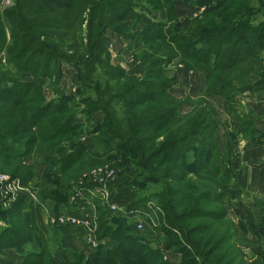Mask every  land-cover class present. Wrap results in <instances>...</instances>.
<instances>
[{"label":"trees","instance_id":"trees-1","mask_svg":"<svg viewBox=\"0 0 264 264\" xmlns=\"http://www.w3.org/2000/svg\"><path fill=\"white\" fill-rule=\"evenodd\" d=\"M195 1L209 3L183 27L173 0H143L162 17L132 30L136 0H11L5 7L0 0L5 61L0 60L5 85L0 87V171L26 184L35 173L26 157L35 148H53L57 158L46 160L49 168L37 185L39 198L57 212L67 205L71 182L81 172L120 159L114 165L135 170L125 187L137 191L148 183L160 185L153 199L164 214L162 228L166 233L175 228L184 239L170 238L183 259L168 262L160 249L144 244L125 217L98 205L95 237H112L115 244L87 257L74 253L70 264H194L196 258L203 264H241L232 240L237 228L224 208L240 190L230 182L228 158L218 161L213 139L218 114L209 98L222 96L224 112L230 113L236 111L239 92L264 88V20L253 21L257 0ZM109 31L128 42L138 73L111 62ZM61 60L76 67L78 88L71 95L57 88ZM178 65L206 73L203 95L194 100L170 94L174 74L168 72ZM13 73L31 78L22 81ZM255 74L256 82L245 81ZM48 82L57 94L49 100L44 91ZM186 103L191 109L184 112ZM97 113L99 121L87 129L96 133L95 148L88 150L79 138L83 124L75 118ZM119 150L125 152L120 158ZM150 197L135 196L127 208H143ZM25 202L4 213L18 212ZM32 217L21 215L16 226L1 230L0 244L22 254L25 246L22 264H60Z\"/></svg>","mask_w":264,"mask_h":264},{"label":"rangeland","instance_id":"rangeland-1","mask_svg":"<svg viewBox=\"0 0 264 264\" xmlns=\"http://www.w3.org/2000/svg\"><path fill=\"white\" fill-rule=\"evenodd\" d=\"M136 1H137L136 9L139 8L141 5H145L147 8H149V6L146 5L143 2V0H136ZM8 5H10V2H8ZM254 5L256 6L255 8L257 9L256 19L254 20V22L256 20H257V22L263 21L264 20V0H257V2H254ZM152 12H154V11L151 10V13ZM158 19H161V18H156L154 20H158ZM136 26H137V24L132 26L131 27V28H133L132 30H134V28H136ZM141 27H138V28H141ZM113 42L114 41H112V43ZM116 48H117L116 45L111 46V52L115 53ZM116 57L119 59L122 58V60L125 62H128V59H129V58H127V56H123L120 54H118ZM0 60L2 63L5 62L3 60V55H1V53H0ZM59 66H60V70H61V77L59 79V83H58L57 88L62 93H65L66 95H71L72 93H75L77 88H78V84L75 81H73V80H75L74 74H76V67L73 64H71L67 61H64V60L59 61ZM0 68H2V67H0ZM168 73H172L171 68H170ZM12 76H18L19 79L22 81L28 80L31 78V75L28 73H21L19 75H16L13 73ZM8 84L10 85L11 83H8ZM48 84H49V82L46 84V87L44 89L47 100H49L51 98H56L57 94L55 93L53 88L49 87ZM1 86H5V85H3V83L0 82V87ZM234 108H236V110H238L237 107H234ZM96 115L97 114L93 115L89 119H85V117H81L80 115L77 114V116L75 118V121H77L78 124H83V128H84L83 130L85 132L82 135H80L79 138L84 143L85 148H87L88 150H92L95 148L94 137H95L96 133H89V132H87L88 131L87 129H91L92 126L95 125L99 121V118ZM219 122L224 128H226V126H229L232 121L230 119H227L226 116L221 115ZM232 149L233 148L228 149L226 151V153H222V154L219 153L218 154V156H219L218 161L220 162L221 157H224V159L228 158L230 172L232 174L230 182L235 184V177H234L235 168L233 166L235 164L234 163L235 160H234V155H233ZM117 153H118V156L120 158L121 156L124 155L125 152L123 150H119ZM48 158L51 160H55L57 158V155H56L53 148L48 149V150L43 149V148L38 150L35 148L30 152V155H28V157H26L25 161L27 163H31V165L34 168L35 173H34V178L31 179L26 184H23L18 177H13L7 171H3V170L0 171V174H6L9 176V178H18L20 183L25 188V189H22L21 191H19L18 193L14 194V196H12L10 194H4V193L2 194L1 200H0V231L6 227H9V226L10 227L16 226L19 223L21 215L22 216L23 215L33 216L32 218L36 219L35 222L37 223L39 228L42 230V232H43L42 234L47 240L49 252H51L58 259L60 264H70V261L72 260V258H73L72 256L74 253L75 254L76 253L82 254L85 257H87L90 254L94 253L101 246L110 247L111 245H114L115 241L112 237L106 236L104 238H100L102 240L100 243L92 244V243H89V241L87 240V238L84 237V234L82 232L81 233L73 232V229H66L64 232H60V231L55 232L52 229V227L45 224V219H44V215H43V207H44V205H46L45 204L46 202L39 198L38 193H39L40 189H39V186L37 185L38 183H40V181L43 179V177L39 178L37 176L35 168L36 167H38L37 169H39V167L41 168V166H43L44 163H47L46 160ZM120 162H122V161L120 159H118L117 161L113 160V161L101 163L99 165H109V166H113L116 168L118 166H116L114 164H117ZM99 165H97V166H99ZM94 167H96V166H94ZM48 168H49V166H48ZM92 168L86 169L83 172H81V174L77 178H75V180H73V181H75V182L77 181V183L88 185L89 183H88L87 175ZM39 172L41 173V171H39ZM123 173L124 174L120 178L121 183H122L123 179H124V181L129 180L134 175L135 170L131 166L128 165V166L124 167ZM73 181L71 182L72 186H73ZM159 186L160 185L158 183H148L142 189L135 191L134 197L136 196V198H137L139 195L149 194V196H151V197L149 199H147L144 203L145 206H147L146 205L147 201L152 202L154 200L153 202H156L155 199H153V195L156 192V190H158ZM30 192L33 194L34 197L31 195ZM250 199H251V197L249 196L248 192H243L242 190H240L237 197L231 199L230 204H227V203L224 204L225 217L229 220L231 218H233V221L235 223L237 222V219H236L237 214H238L237 216H239L238 217L239 219L241 218V219L248 220V221H250L254 217H259V215H257L255 212H252L249 209L243 210V211H241L242 209H240L237 214H234L233 210L235 208L234 207L235 205H239L243 201L244 202H250L251 201ZM20 201H23V202L26 201L25 202L26 205L24 204V207H22V208L20 207L18 212L8 213V214L4 213L7 210H9L10 207L14 203H17V202L20 203ZM212 206L218 207L219 204L214 203V204H212ZM148 211H149L150 215L153 216V213H152V211H150L149 208H148ZM227 211L232 216H230L227 213ZM20 212H21V214H20ZM112 215L115 216L116 214H112ZM158 220H159V224L152 225V226L147 225L146 228L142 232L135 233V234L144 238V241H145L144 244L148 248L160 249L162 252L163 258L165 260H167L168 262H172V263H178L183 259V255L180 251H178L176 249L177 248L176 246H170V238L171 237L172 238H178L179 240L183 241L184 239L182 237V234H180V232L178 230H176L175 228L171 229L172 233H166L163 230L162 226L166 224L163 211L160 212ZM197 221H198V219H194L191 222H197ZM114 223L115 222H113L111 225L114 226ZM235 223H234V225L237 228V224H235ZM247 223L250 224V222H247ZM241 225L243 228H245V230H247V232L239 230V231H236V235L234 237H232L233 238L232 240L235 243V247L237 248V252H235L237 254L236 263L241 262V264H253V263L255 264L257 262L256 264H260L261 263L260 260H257L255 257H251L250 247L248 248L246 246V248L243 249L244 245H248V242L250 240L248 238L250 235H248V234H249V232L251 233L252 228L250 227V225L246 226L244 224V222H241ZM253 229H255V227ZM21 248L23 249V252H25V254H26L27 248L25 246H21ZM186 250H188V248ZM25 254H22L21 252L17 251L14 247H9V246L0 244V264H22L24 261V258L26 257ZM194 264H203V263L201 260L196 258Z\"/></svg>","mask_w":264,"mask_h":264},{"label":"crops","instance_id":"crops-1","mask_svg":"<svg viewBox=\"0 0 264 264\" xmlns=\"http://www.w3.org/2000/svg\"><path fill=\"white\" fill-rule=\"evenodd\" d=\"M208 1L198 3L195 0H173L175 12L180 20H185L183 27L187 24L186 20L197 17L201 14L204 8L208 5ZM147 10V11H146ZM138 15L131 18V27L137 24V27L153 21L156 18H161L162 15L159 12H152L145 5H141L136 9ZM256 17L253 19V21ZM257 21V20H256ZM255 21V22H256ZM134 22V23H133ZM108 42L107 47L111 54V62L113 64H119L126 72L138 73L140 66L134 61L133 55L128 51V42L119 35L109 31L107 33ZM112 41H114L112 43ZM116 45L115 53L111 52V46ZM120 54L127 56L128 62H125L116 56ZM129 56V57H128ZM261 56L264 58V50L261 52ZM128 63V64H127ZM138 63V62H137ZM172 73L174 79L171 82L169 92L177 98H190L196 99L203 95L206 89V73L202 70H188L185 67L178 65L172 67ZM75 76V74H74ZM258 76H249V79L245 80L250 83L257 81ZM75 81V80H73ZM234 82H242L241 78L238 80L233 79ZM217 111V127L213 132V139L215 145L220 154L226 153L228 149L233 148L234 155V188L248 192L251 197L250 202H241L239 205H235L234 214H237L240 209L251 210L255 212L259 217H254L250 221L239 219L236 215L237 231H246L242 227L241 222L250 225L251 233L248 238L250 239L248 245L250 247L251 257H255L260 260V264H264V160H263V142H264V88L261 90L246 89L235 95L234 100L237 103L235 107L238 110L225 113L223 108L224 99L219 95H211L209 98ZM191 109V105L186 103L183 106V111L187 112ZM221 115L227 117L232 122L229 126L224 128L219 119ZM98 118L101 116L97 113ZM244 121V124H242ZM248 125V129L247 126ZM48 163H44L41 168L35 171L39 178L44 177ZM41 171V173L39 172ZM248 203V204H247ZM247 204V205H246ZM227 213L232 216L228 211ZM250 222L247 223V222ZM255 227V229H253ZM253 230V231H252ZM78 232V231H77ZM250 243V244H249ZM257 263V262H256ZM255 263V264H256ZM254 264V263H253Z\"/></svg>","mask_w":264,"mask_h":264},{"label":"built area","instance_id":"built-area-1","mask_svg":"<svg viewBox=\"0 0 264 264\" xmlns=\"http://www.w3.org/2000/svg\"><path fill=\"white\" fill-rule=\"evenodd\" d=\"M11 3V0H1V7ZM7 4V5H6ZM4 60V58H3ZM264 160V142H263ZM124 167H113L99 165L93 167L88 175V185L73 181L67 205L57 212L52 211L51 206L46 202L43 207L45 224L50 227H66L74 229L75 232L83 233L89 243L98 244L102 240L95 237L98 224L97 206H106L111 214L125 217L131 224L132 230L136 233L142 232L147 225L159 224V214L162 211L156 202L147 201L143 208H127L128 203L134 200V187H125L121 176ZM24 186L18 178H9L6 174H0V200L2 194L18 193ZM31 193V192H30ZM33 196V194L31 193ZM34 197V196H33ZM152 211L150 215L148 208Z\"/></svg>","mask_w":264,"mask_h":264}]
</instances>
